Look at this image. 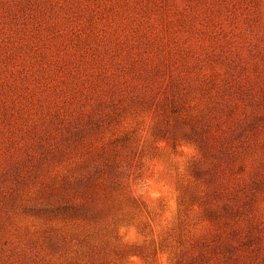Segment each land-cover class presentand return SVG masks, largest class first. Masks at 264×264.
I'll return each instance as SVG.
<instances>
[{
    "label": "rangeland",
    "instance_id": "374dc122",
    "mask_svg": "<svg viewBox=\"0 0 264 264\" xmlns=\"http://www.w3.org/2000/svg\"><path fill=\"white\" fill-rule=\"evenodd\" d=\"M0 264H264V0H0Z\"/></svg>",
    "mask_w": 264,
    "mask_h": 264
}]
</instances>
